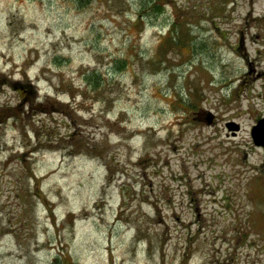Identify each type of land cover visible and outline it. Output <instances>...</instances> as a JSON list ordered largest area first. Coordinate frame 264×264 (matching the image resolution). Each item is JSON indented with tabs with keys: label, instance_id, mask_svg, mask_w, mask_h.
<instances>
[{
	"label": "rangeland",
	"instance_id": "374dc122",
	"mask_svg": "<svg viewBox=\"0 0 264 264\" xmlns=\"http://www.w3.org/2000/svg\"><path fill=\"white\" fill-rule=\"evenodd\" d=\"M262 114L264 0H0V264H264Z\"/></svg>",
	"mask_w": 264,
	"mask_h": 264
},
{
	"label": "trees",
	"instance_id": "16d2710c",
	"mask_svg": "<svg viewBox=\"0 0 264 264\" xmlns=\"http://www.w3.org/2000/svg\"><path fill=\"white\" fill-rule=\"evenodd\" d=\"M166 39L170 40L171 44H173V46L177 45V41L178 40L177 39L174 40V37H169V38H166ZM12 83H13V86L16 87L18 90H20L21 92H24L25 94L30 92V87L27 84H25L27 82L24 83L23 81L15 80V81H12ZM32 105L36 106V105H38V103H32ZM32 105H31V107H32ZM20 106H21V104H18V105L13 106L12 108L18 109ZM27 107H29V105ZM4 109H10V107L9 106H5ZM51 264H62L61 261H60V257H58V256L54 257V259H53Z\"/></svg>",
	"mask_w": 264,
	"mask_h": 264
},
{
	"label": "water",
	"instance_id": "95a60500",
	"mask_svg": "<svg viewBox=\"0 0 264 264\" xmlns=\"http://www.w3.org/2000/svg\"><path fill=\"white\" fill-rule=\"evenodd\" d=\"M251 136L255 144L264 146V115L252 125Z\"/></svg>",
	"mask_w": 264,
	"mask_h": 264
}]
</instances>
